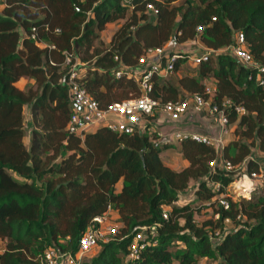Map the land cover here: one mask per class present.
I'll use <instances>...</instances> for the list:
<instances>
[{
	"label": "trees",
	"instance_id": "obj_1",
	"mask_svg": "<svg viewBox=\"0 0 264 264\" xmlns=\"http://www.w3.org/2000/svg\"><path fill=\"white\" fill-rule=\"evenodd\" d=\"M151 2L156 14L148 9ZM0 5V239L5 244L0 264H42L40 254L50 247L75 254L94 217L109 207L122 227L82 264H199L201 259L264 264V191L231 200L230 209L215 210L217 219L198 223L205 203L215 205L223 193L229 199L234 181L232 170L212 168L216 148L191 138L156 147L158 137L149 129L158 110L147 116L144 131L100 125L83 138L69 133L74 106L71 66L65 64L67 53L79 59L81 84L106 109L143 94L135 71L148 49L171 40L201 41L214 51L209 59L175 83L154 76L150 95L164 104L203 94L214 82L215 101L230 98L247 110L229 115L235 128L223 158L260 170L253 149L264 153V83L258 79L259 74L264 81V71L225 49L242 31L264 66V0H0ZM119 21L105 42L108 24ZM32 27L46 46L31 38ZM186 62L179 59L175 71ZM23 77L33 84L18 87ZM27 106L35 124L30 149L24 140ZM171 148L188 161L186 167L164 162L162 154ZM192 181L197 199L180 204ZM227 219L233 228L214 242L212 233L224 231ZM143 226H155L156 235L142 240L138 259H129L128 248Z\"/></svg>",
	"mask_w": 264,
	"mask_h": 264
},
{
	"label": "built area",
	"instance_id": "obj_2",
	"mask_svg": "<svg viewBox=\"0 0 264 264\" xmlns=\"http://www.w3.org/2000/svg\"><path fill=\"white\" fill-rule=\"evenodd\" d=\"M148 9L154 14L158 12L152 2L148 4ZM31 38L37 40L41 46H46V43L38 40L36 27H32L31 29ZM171 46L166 48L165 45L163 47L148 49L140 57L139 67L135 71L143 91L140 97L114 102L106 109L101 108L99 103L81 84L79 80V66L81 65L79 59L74 57L73 54L67 53L65 64L71 66L68 84L74 106V111L67 125L69 133L83 138L87 132L93 131L100 125H107L115 131L126 133H134L136 130L144 131L146 125L150 122L147 120V116L153 115L156 110H159L163 115L177 123L183 122L189 116L197 117L206 114L213 117L216 121V131L200 132L178 126L174 133H159V137L154 140L155 146L158 147L162 143H170L175 140L179 143L191 138L197 142L216 148L217 157L210 163L212 168L220 167L228 171L237 169L239 166H235L228 159L223 158L222 152L228 142V136L231 134L234 125L230 121L229 115L232 113H236L237 115L245 114L247 110L243 105L234 104L230 98H224L220 102L215 101L214 97L217 88L211 83L205 85L203 94L194 93L178 100L167 101L164 104H160L159 100L150 95V91L153 88L154 76L169 78L174 74L176 63L179 59L186 58V63L192 66H198L207 61L211 53L214 52L213 50L207 49L199 54L192 55L183 49H170ZM228 49L244 65L256 67L259 72L264 71V66L257 62L249 51L246 45L245 34L242 31L235 33L234 42ZM121 75V70L116 72L117 77ZM258 79L261 83H264L259 74ZM155 122H160V118ZM263 173L264 167H260L259 172L247 170L242 173L239 180L233 182L242 193L248 191L251 193L257 189L255 181L261 180L264 182ZM216 186L218 189L220 184L218 183ZM218 202L224 209H230V201L224 193L219 196ZM113 216L114 210L111 207L105 213L95 216L92 225L82 235L78 251L75 254L69 251H62L57 247H50L40 254L41 263L82 264L83 257L90 253L99 244V241L108 242L112 239L111 235L116 232L117 226L113 221ZM217 217H219V214H217ZM140 228L147 229L146 226ZM151 229L155 231L156 227L153 226ZM135 239L128 248L129 259H138L140 250L145 247V243L142 241L136 244Z\"/></svg>",
	"mask_w": 264,
	"mask_h": 264
},
{
	"label": "rangeland",
	"instance_id": "obj_3",
	"mask_svg": "<svg viewBox=\"0 0 264 264\" xmlns=\"http://www.w3.org/2000/svg\"><path fill=\"white\" fill-rule=\"evenodd\" d=\"M3 8V5H0V9ZM152 18V16L150 17ZM123 21H119V22H115L112 23L110 25L107 26L106 30L103 32V40L105 42H108L114 31L118 28L119 24H121ZM205 46L202 47V44L193 41V42H189L186 44H182V43H178L174 40V42L172 43V47L170 49H175V50H180L183 49L184 51L190 52L192 55H196L199 54L205 50H207L208 48H204ZM225 51H229V49H225ZM195 67L192 66L189 63H184L183 65L180 66V68L178 69V71H175L173 75H171L168 80L171 82H177L178 78L184 74L187 73H193V69ZM23 83V82H22ZM20 85H23V84ZM33 83L30 82H26L25 85L27 87L31 86ZM29 113V114H28ZM156 117L160 118V122H155V124H152V128L149 129V131H153L157 137H159V133H174L175 130L178 128L177 125H175V122L172 121L171 119H169L168 117H166L165 115H163L159 110L155 113ZM28 115H32L31 110L30 111H26V117H28ZM31 117V116H30ZM205 119H209L210 116L206 115V114H202L197 116V118H204ZM196 120V119H195ZM189 122L188 117L185 118L183 120V123H187ZM210 123V122H209ZM173 124V125H172ZM196 125H201L202 123L199 121L198 123H194ZM208 125V123H207ZM211 125V123L209 124ZM26 127H27V132H26V137H25V144L26 146L30 149L31 145H32V141H33V134L32 131L35 128V124L33 122V120H26ZM204 128V127H203ZM195 129H199V128H195ZM200 130V129H199ZM202 131V130H201ZM174 140V139H173ZM176 143H178L176 140L174 141ZM235 150L232 149L231 153H234ZM253 157H255L258 160V164H259V168L260 167H264V153L260 152L259 150H257L256 148L253 149ZM164 159L166 162L170 163L171 165L174 166V169H181L183 164L186 163L184 160V158L182 157V155L180 154L179 150L177 148H171L168 149L167 151H165L164 153ZM184 161V162H183ZM248 167L246 165V163H243L241 165H239V167L235 170H232V176L234 177V181L235 180H239L240 176H242V173L247 171ZM255 171H260V170H256ZM15 177H18L16 174H14ZM256 183V187L258 189V191L263 192L264 191V182L261 180H257L255 181ZM215 189H217L216 185H212ZM197 187V182L194 184L192 182L190 188L186 191L183 192V194L181 195L180 201L179 203L182 204L184 202L190 201L192 199H197V196L195 195V189ZM229 197V201L233 200V201H238L240 199V197L242 196H246L248 197L250 195L249 191L248 192H244L242 193V191L236 187V184H234V182H232L229 186H228V194ZM218 207H220V203H216L215 205H210L209 203H205V209L198 215H196V221L198 223H202L204 220L206 219H210L211 217H214V219H217V214H214L215 210L218 209ZM113 221L115 223L116 226V232L113 233L111 235L112 238H114L115 236L118 235L122 225L119 221V218L117 216H113ZM233 228V223L231 220H226V229L224 231H221L220 229H217L215 232L212 233V237L214 242H217L220 240L221 236L224 234L225 231H228L230 229ZM148 235H156V231H153V229H142L139 230V232L137 233L136 239H135V243L138 244L140 241L145 240ZM63 242V241H62ZM101 242L99 241V244L87 255H85L82 259V262L88 261L90 259H92V257L94 255H96L100 249H101ZM5 247L4 242L0 239V252L3 251ZM199 264H219V261H214V260H207V259H201L199 261Z\"/></svg>",
	"mask_w": 264,
	"mask_h": 264
},
{
	"label": "crops",
	"instance_id": "obj_4",
	"mask_svg": "<svg viewBox=\"0 0 264 264\" xmlns=\"http://www.w3.org/2000/svg\"><path fill=\"white\" fill-rule=\"evenodd\" d=\"M110 24H112V23H109L108 25H110ZM193 41H196V42H198V43H200V44H202V47L204 46L203 45V43L201 42V41H199V40H189V41H187V42H184V43H182V44H186V43H189V42H193ZM174 42V40H171V41H169L167 44H166V48H169L170 46H171V44ZM172 47V46H171ZM205 48V47H204ZM29 78L28 77H23L20 81H18L17 82V86L18 87H20L21 89H25V87H26V85H25V83L26 82H29ZM23 82V83H22ZM30 82L31 83H33V81L32 80H30ZM23 84V85H20V84ZM211 84H214V82H211ZM31 109H30V107H26L25 108V113H26V111H30ZM29 114V113H28ZM31 116V117H30ZM206 117H204V118H197V117H195V116H189L188 117V119H189V122H187V123H183V122H181V123H177V122H175V125H177V126H179V127H181V128H184V129H193V130H199L200 129V131L202 130L203 132H213V131H216L217 130V123H216V121L213 119V117H210L209 119H205ZM196 119V120H195ZM27 120H33V117H32V115H28V117H27ZM201 122L202 124L201 125H196V124H194V123H198V122ZM211 123V125H209L210 123ZM207 123H208V125H207ZM173 125V124H172ZM199 128V129H195V128ZM204 127V128H203ZM235 128V124L233 125V129ZM26 137V136H25ZM232 137H233V135H232V132H231V134L228 136V141L230 140V139H232ZM164 153L165 152H163V154H162V158H163V160H164V162L167 164V165H169L170 167H172V168H174V166L173 165H171L170 163H168V162H166L165 161V159H164ZM186 163H184L183 164V166H182V168H184V167H186L187 165H188V161L187 160H184ZM183 161V162H184ZM181 168V169H182ZM179 170V169H178ZM194 184L196 183V181H192ZM192 182H191V184H192ZM191 186V185H190ZM120 188H121V185H119L118 186V190H120ZM183 194V193H182ZM114 215L115 216H117L118 218H119V215H118V213H116L115 211H114Z\"/></svg>",
	"mask_w": 264,
	"mask_h": 264
}]
</instances>
